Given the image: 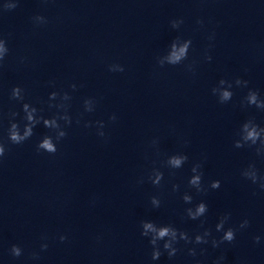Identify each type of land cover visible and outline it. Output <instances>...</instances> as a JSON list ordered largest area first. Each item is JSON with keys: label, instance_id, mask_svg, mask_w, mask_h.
I'll list each match as a JSON object with an SVG mask.
<instances>
[{"label": "clouds", "instance_id": "1", "mask_svg": "<svg viewBox=\"0 0 264 264\" xmlns=\"http://www.w3.org/2000/svg\"><path fill=\"white\" fill-rule=\"evenodd\" d=\"M18 6V3H5L3 5V10H13ZM34 23L37 25H43L47 23V20L44 16L37 15L33 17ZM183 23L182 20H173L171 22L173 28H178L179 25ZM197 23L203 24V21L198 20ZM211 38V37H210ZM191 40H185L182 46L177 48L176 44H172V51L170 55L167 57L168 63L171 65H176L181 63L183 60L187 58L188 50L191 45ZM9 48L7 47V41L3 38H0V65H2L5 57L8 55ZM207 60H211V56H206ZM109 71H120L123 72L124 68L120 65H110ZM235 84L237 86H243L247 87L248 81L241 80L237 78L235 80ZM73 89L76 88V85H71ZM232 88V83L221 79L219 81V86L214 87L212 89V92L214 95H218L219 102L220 103H226L229 100H231L233 96V92L230 90ZM59 94L57 92H52L49 95L50 100H55ZM11 99L23 101V89L19 86H15L11 90ZM62 100L67 101L70 99L67 93H64L61 97ZM245 101L247 105L252 106L264 110V100H261L259 98V93L255 90L250 89L248 91L247 96L245 97ZM57 107L58 109H63L64 114L57 113L56 115L52 116L51 118H44L42 115L38 114V109L29 103H23L22 104V110L24 113L23 120L26 121L23 125V130H21L20 124L15 122V117L18 115L16 112H12L10 114L11 120H10V126L8 128V140L11 144H22L26 140H28L33 135V129L36 127V125L40 124L41 122L46 128H49L51 130L55 131V141L52 136L46 135L44 136L41 141L37 145L38 151H44L49 154H55L57 152V143L62 138H64L67 133L60 125L59 121L63 120L65 124L70 125L71 124V117L67 114V106L63 103L58 105H50V107ZM84 107L85 111L92 112L94 110V101L92 99H86L84 101ZM110 119L115 120L116 117L113 115L110 117ZM79 122V121H78ZM99 127L102 129L104 127V124L102 121L97 122ZM87 126V125H86ZM100 136H103V131H100L98 133ZM240 136L239 140L235 141V147L241 148L244 147L245 144L256 145L259 141L260 147L256 149L257 154H260L261 152H264V127H259L253 120H248L245 122L240 129V132L238 133ZM5 145L4 143H0V158H2L5 155ZM188 160L187 155L184 154H176L172 155L167 160V165L173 169H178L183 166V164ZM201 164L197 163L194 164L191 171L193 175L189 179L188 183L189 186L196 189L197 192H205L206 189L202 185V176L203 173L200 171ZM241 175L247 179L250 180L253 184H257L261 191H264V175H259L257 172V169L254 164H250L246 169H244L241 173ZM152 180V183L154 185H159L161 180L163 179V173L159 170H154L153 175L150 177ZM178 185L173 186V190H178ZM209 187L211 189H218L220 188V181L214 180L210 183ZM183 201L186 204L192 203V196L185 193L182 197ZM151 204L154 208H159L161 201L157 197L151 198ZM208 212V205L201 201L198 204H196L194 207H189L185 209V214L188 219L190 220H200L201 217H204ZM231 219V214L226 213L219 219V222L215 226L216 232H222L223 234L219 237V239L212 238L211 239V245L213 248H218L221 244L228 243L231 244L236 239V233L239 230L246 229L249 227L250 221L245 218L243 219L237 227H227L225 228V225L229 222ZM204 221L201 220V227H203ZM141 235L144 237L149 238V243L152 246V253L151 258L152 260H158L163 252H166L169 258L175 257L178 251L176 247L177 244H179L180 241H184L185 244H208L209 243V237L212 236V232L210 229L205 228L202 233H197L194 237L190 236L187 232L181 231L177 228H175L172 225H158L153 221L150 220H143L141 221ZM42 239H46V237H43ZM59 240L61 242H64L67 240V236L60 235ZM253 240L255 243L259 244L261 241L260 236L253 237ZM163 241V252L161 250L160 242ZM41 251H45L48 248L47 243H42L40 245ZM204 249L201 250V254H203ZM23 253V250L18 245H12L10 248V254L13 257H20ZM188 254L190 256L195 257L197 255L196 249L189 248ZM33 259H39L38 253H32ZM224 260L223 256H220L214 264H221V261ZM197 264H199V261H197Z\"/></svg>", "mask_w": 264, "mask_h": 264}]
</instances>
